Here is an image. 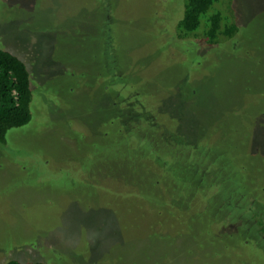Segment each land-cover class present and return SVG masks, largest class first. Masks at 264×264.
<instances>
[{
    "label": "rangeland",
    "instance_id": "rangeland-1",
    "mask_svg": "<svg viewBox=\"0 0 264 264\" xmlns=\"http://www.w3.org/2000/svg\"><path fill=\"white\" fill-rule=\"evenodd\" d=\"M185 1L0 0V48L33 89L31 121L0 142V264H264L244 212L264 210V0H222L240 29L212 46L203 27L178 38ZM119 71L205 137L208 153L170 154L186 183L120 152Z\"/></svg>",
    "mask_w": 264,
    "mask_h": 264
},
{
    "label": "trees",
    "instance_id": "trees-1",
    "mask_svg": "<svg viewBox=\"0 0 264 264\" xmlns=\"http://www.w3.org/2000/svg\"><path fill=\"white\" fill-rule=\"evenodd\" d=\"M221 2L222 0H186L185 8L183 7L184 12L176 23L180 31L178 38L184 39L188 37L187 33L195 32L201 27L203 29L197 32L196 37L200 40L207 39L209 42L207 46L217 45L219 42L233 38L240 28L236 22L232 21L230 14L221 9ZM123 73L119 71L116 75L124 80L118 86L119 93L122 95L120 97L122 98L116 104H111L117 109V115L114 120H117V139L120 152L123 153L124 157L133 156L140 158L144 164L141 168L152 173L150 179L153 181H157L159 174L162 175L165 172L168 175V172H170L175 179L180 178L186 183L190 178L188 172L191 166L186 167L174 161L170 154L179 149L182 156L185 154L189 156L192 155L195 148H202V152L208 153L209 148L206 147L205 137L200 136V133L197 136L195 134V129L197 128L193 127V124L188 125L185 123L188 120L187 117L178 116V119L174 121L167 115H163V106L157 108V103L153 104L149 99L145 98L142 91L136 85L130 83V79L128 81ZM183 94H185L184 91L182 92ZM32 100L31 76L25 61L11 51L0 48L1 143H7V135L10 130L23 127L31 121L33 117L31 111ZM185 114L193 116L188 112H185ZM162 118L171 122L173 127L165 126V123L162 124ZM175 122L177 123L176 128L174 127ZM181 148L183 149L181 150ZM149 157L153 158L152 161L149 160ZM155 169L161 172L158 174ZM118 185L117 193L129 191L137 196H144L141 187L129 183L127 178L118 176ZM215 185L218 186L217 183ZM171 187L174 190L177 189V186ZM213 190L214 192L215 190L218 191L216 187ZM191 197L192 199L196 198L201 207H203L202 204H206L202 196L192 195ZM171 200L166 198V201H163V206L173 212H181L178 211V208L173 205ZM244 208H246L244 212H251L245 223L252 225L257 234L264 236V217L262 216L264 210L260 209L257 200L255 198L246 200ZM3 264L47 263L42 261L23 262L19 259L11 258Z\"/></svg>",
    "mask_w": 264,
    "mask_h": 264
}]
</instances>
